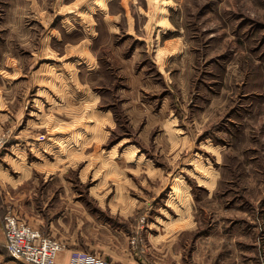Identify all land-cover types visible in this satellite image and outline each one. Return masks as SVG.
Listing matches in <instances>:
<instances>
[{"label":"rangeland","instance_id":"1","mask_svg":"<svg viewBox=\"0 0 264 264\" xmlns=\"http://www.w3.org/2000/svg\"><path fill=\"white\" fill-rule=\"evenodd\" d=\"M6 42L13 210L52 219L74 194L162 264H216L226 209L261 241L264 0H0Z\"/></svg>","mask_w":264,"mask_h":264},{"label":"crops","instance_id":"2","mask_svg":"<svg viewBox=\"0 0 264 264\" xmlns=\"http://www.w3.org/2000/svg\"><path fill=\"white\" fill-rule=\"evenodd\" d=\"M1 49L3 48L1 47ZM5 51L6 57L4 59L0 58V64H6V68L8 70L5 73H1L0 81L4 87L9 88L12 87L13 83H15V78L12 75H9L10 70L12 71L11 74L14 72L13 63L9 66V60H13L14 57L11 55V49H9L8 42H6ZM14 94H16L15 91L0 90V128H2L5 125L4 123L10 118H12V121H15L17 118L20 119L23 114L22 109L21 112H19V116L16 114H10L15 111L16 103H14V101L16 96ZM18 98H21V95H19ZM17 105L19 106L20 103ZM13 117H15V119H13ZM22 153L21 155H23ZM7 155L8 154H6V152L4 154L2 153V155L0 154L1 187H4L5 183L7 184L10 182V177L13 178L10 171L8 169H4L2 164L3 160L6 161L5 157H7ZM17 155L19 157L20 152H18L16 156ZM22 158H24V156H22ZM22 158L20 157V162H23L21 160ZM104 159H106V157H104ZM24 163L26 164L27 162ZM24 167L25 165L22 166V168ZM30 171L31 169L28 171L27 176L20 180L21 183L28 180L30 177ZM19 176L20 174L17 175V177ZM2 190L3 189L0 188V264H15V260L7 254L4 246L5 239L1 218L6 207H10L12 210L13 208L8 202V196L5 195ZM63 191L65 193H74L72 187L68 185H63ZM73 196L74 194H71L69 197L70 199L66 202V205L56 210V214H54V218L52 219L44 216L45 214L41 210V207L37 210L35 207H32V211L30 213L28 211L22 212L18 209L14 211L24 222L39 229L45 235L53 237L64 243V249L57 255L58 260L62 264L70 263V252L72 250H82L99 255L104 259L106 262L105 264H162L159 261H156L152 256L149 257V251L148 253L144 251V248L140 246L139 243L137 245H132L130 243V238L136 233L134 230L132 232L133 234L130 235L127 231H125V228L127 227H125L126 224L124 222L121 221L117 223L116 226H112L105 220H101L99 216L92 215L91 217L90 215H85L84 210L80 215L79 210H81V207L83 206L78 200H74ZM225 212H231V224L229 226H223V223L227 221L224 218L220 221V224L218 223L214 228V233L204 234L205 238L214 237L215 254L218 259L216 264H223V255H227L228 252H224V250L217 247L219 243L222 244L223 241L230 242V254L233 258L230 264H264V243H262L264 235H262V239L259 241L257 237L255 238V234L253 233V222L247 227H242V225H239V221H236L235 218L233 219L232 209H230V211L229 209H226ZM83 215L85 219L80 218V216ZM226 217L228 218V216ZM80 221L81 223L85 222L82 225L83 228L80 227ZM93 227L95 230L101 229V231H103V236L90 233L88 230H93Z\"/></svg>","mask_w":264,"mask_h":264},{"label":"built area","instance_id":"3","mask_svg":"<svg viewBox=\"0 0 264 264\" xmlns=\"http://www.w3.org/2000/svg\"><path fill=\"white\" fill-rule=\"evenodd\" d=\"M10 130L0 133V151L6 148ZM2 228L7 254L14 260L26 264H62L57 255L65 245L63 242L45 235L39 229L21 220L17 213L6 207L2 215ZM132 245L141 246L137 235L130 238ZM102 257L82 250L70 252L69 264H105Z\"/></svg>","mask_w":264,"mask_h":264}]
</instances>
